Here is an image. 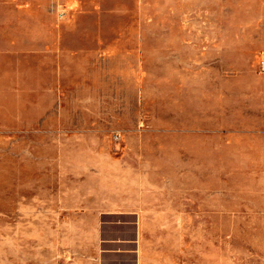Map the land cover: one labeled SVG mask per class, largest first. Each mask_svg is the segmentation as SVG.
I'll use <instances>...</instances> for the list:
<instances>
[{"label": "rangeland", "instance_id": "rangeland-1", "mask_svg": "<svg viewBox=\"0 0 264 264\" xmlns=\"http://www.w3.org/2000/svg\"><path fill=\"white\" fill-rule=\"evenodd\" d=\"M263 64L264 0H0V258L48 264L75 203L144 174L183 203L149 214L163 264H264ZM198 127L216 152L199 214Z\"/></svg>", "mask_w": 264, "mask_h": 264}, {"label": "crops", "instance_id": "crops-1", "mask_svg": "<svg viewBox=\"0 0 264 264\" xmlns=\"http://www.w3.org/2000/svg\"><path fill=\"white\" fill-rule=\"evenodd\" d=\"M210 133L209 128L198 127L192 131L191 208L197 214L210 212L212 207L215 175L212 165L216 163V152ZM256 150L264 156V146H257ZM224 164H228L226 159ZM143 180L144 174L135 178L137 183L132 188L95 191L88 194L89 199L75 203L72 216L63 220V252L57 253L56 248L50 251L48 264H163V253L148 237L147 224L153 219L149 214L182 212L183 203L172 196L164 204H155L158 196L139 183ZM201 198L207 204H201ZM69 228L77 229L73 238L67 232ZM100 233L106 236L100 237ZM125 233L129 236L119 237ZM0 264L23 263L17 254H1Z\"/></svg>", "mask_w": 264, "mask_h": 264}, {"label": "built area", "instance_id": "built-area-1", "mask_svg": "<svg viewBox=\"0 0 264 264\" xmlns=\"http://www.w3.org/2000/svg\"><path fill=\"white\" fill-rule=\"evenodd\" d=\"M262 67H263V70H264V64H263V66H262Z\"/></svg>", "mask_w": 264, "mask_h": 264}]
</instances>
